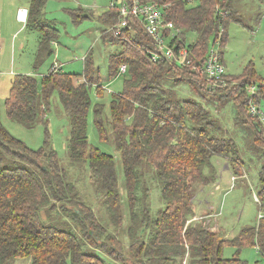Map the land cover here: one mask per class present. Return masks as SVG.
I'll return each instance as SVG.
<instances>
[{"label": "trees", "instance_id": "obj_1", "mask_svg": "<svg viewBox=\"0 0 264 264\" xmlns=\"http://www.w3.org/2000/svg\"><path fill=\"white\" fill-rule=\"evenodd\" d=\"M28 2L26 27L39 33L34 56L36 67L52 54L51 44L57 36L38 23L37 16L41 15L45 0ZM145 2L164 6L165 19L182 29L177 44H186L197 64L217 38L220 46L226 43L230 21L239 17L240 22L233 0ZM101 19L106 28L107 22L114 26L118 21L117 8L109 7ZM190 33L195 35L193 42L187 40ZM109 38L110 44H114L113 40L125 39L134 44L108 57L110 77L118 74L119 65L127 66L122 90L110 97L108 116L104 117L103 104L97 103L93 108L99 138L107 141L111 137L120 154L131 264H182L186 257L187 264L237 262L238 258L222 257L226 244L237 250L252 245L264 256V162L257 169L259 185L255 196L261 216L256 225L244 227L237 236L226 239L199 221L188 222L194 216L193 180L206 185L216 180L212 158L220 156L234 163L239 159L242 162L240 154H244L245 148L240 146L243 143L247 145L249 159L257 151L254 144H264L258 126L247 113L245 91L248 85L257 87L254 101L259 106V98L264 97V80L255 84L256 73L248 63L237 77L239 80L227 73V86L209 92L205 81L193 70L165 61L153 62L148 53L153 50L151 41L135 20L120 35ZM102 39L106 41L103 35ZM92 64L88 53L83 59L81 75L65 73L62 68L41 79L28 74L16 75L4 106L9 119L33 128L42 121L52 93L57 92L68 122L65 148L69 161L72 165L87 164L89 178L95 191L103 196L110 221L119 225L123 206L114 160L91 146L87 137L90 88L94 86L96 94L102 95L97 70ZM181 83L194 86L208 101L230 102L233 99L227 97L234 95L237 102L233 101L231 115L233 125L242 128L237 131L240 141L223 133L222 124L201 101L180 98L174 88ZM147 169H151V178L163 204L155 217L150 215L147 190L142 182ZM42 209L47 215L56 213L63 219L62 225L45 223L40 216ZM102 228L92 209L81 200L75 185L67 179L54 149L46 141L39 149H31L14 138L0 122V264L23 258L29 259V264H105L100 256L83 248L85 244L96 243ZM143 228L148 230L147 235L141 232ZM108 253H113L111 247Z\"/></svg>", "mask_w": 264, "mask_h": 264}, {"label": "rangeland", "instance_id": "obj_2", "mask_svg": "<svg viewBox=\"0 0 264 264\" xmlns=\"http://www.w3.org/2000/svg\"><path fill=\"white\" fill-rule=\"evenodd\" d=\"M112 1L117 2L118 0H45L41 15L37 16L38 23L45 25L44 29L56 34L57 37L56 41L51 44L52 54L34 67L39 33L36 29L27 28L25 23L16 21V10L21 6L28 9V0H0V46L2 49L0 54V122L14 138L29 148L37 150L44 146L46 141L56 152L60 165L66 171L67 179L75 185L83 203L92 209L103 226L96 243L85 244L83 248L89 253L100 256L105 264H131L130 239L127 234L129 216L125 203L120 154L115 149L111 137L107 141L99 138L93 115V108L99 103L103 104V114L107 117L111 95L120 92L123 87L124 74L109 76L108 57L120 52L126 46L134 45L130 39L113 40L114 44L107 42L113 35L110 28L112 25L107 22L106 28L101 17L104 12L108 11ZM233 4L240 15V22L237 21L239 17L236 18L237 20L230 21L227 26L226 43L221 46L216 44L214 48L221 51L226 72L233 74L232 77L237 80L246 65L251 63L256 73L255 84L257 85L260 82L259 77L264 78V0H233ZM101 32L106 41H103ZM187 40L193 42L195 35L188 34ZM88 53L91 54L93 68L97 70L102 95L96 94L94 86L90 88L87 137L91 146L111 155L114 160L123 206L119 225H114L110 221L103 196L95 191L89 178L87 164L72 165L69 161L65 148L68 138V122L57 92L52 93L49 107L44 112L42 121L33 128L24 127L9 119L4 106L14 76L28 74L41 79L49 73L53 65L58 64H61L62 71L65 73L81 75L83 59ZM171 85L173 84L170 83ZM174 91L182 99L201 101L222 124L223 133L229 134L237 142L240 141L237 131H241L242 128L240 125L238 128L233 125L231 115L234 102H237L234 95L227 97L233 99L230 102L226 99L225 101L213 102L210 99L208 101L207 98L206 100L202 98L194 86L188 87L185 83L177 84ZM259 107L264 114L263 96L259 98ZM244 115L242 114V118H245ZM245 140H248L247 137ZM242 146L245 148L243 149L244 154H240L242 162L239 159L234 163L220 156L212 158L216 181L208 185L199 180L192 182V189L195 192L193 210L196 214L191 216L188 222L199 221L227 239L237 236L244 227L256 225L260 214L254 194L259 185L257 169L264 162V144H254V149L257 150L255 155H251L252 152L249 151L252 159L248 158L247 145L243 143L240 148ZM150 178L151 169H147L142 182L147 190L146 202L150 206V215L155 217L163 204L160 200L159 189L156 188L154 179ZM232 184H234L233 188H231ZM44 212L42 209L40 216L45 223L55 222V224L62 225L63 219H60L56 213L47 215ZM141 232L148 234L145 228L141 229ZM107 235L110 236L107 237ZM110 247L113 253H108ZM222 257L238 258L237 262L231 264H239V262L264 264V256L252 245H245L237 250L235 246L226 244L222 248ZM115 258L118 261H115ZM187 260V257L183 258L182 264H187ZM9 264H29V259H17Z\"/></svg>", "mask_w": 264, "mask_h": 264}, {"label": "built area", "instance_id": "obj_3", "mask_svg": "<svg viewBox=\"0 0 264 264\" xmlns=\"http://www.w3.org/2000/svg\"><path fill=\"white\" fill-rule=\"evenodd\" d=\"M110 7L117 8L118 10V21L114 26L110 27L113 34L120 35L124 29L128 28L131 20L138 22L143 33L150 39L153 46V50L148 52L153 62L165 61L169 64L193 70L201 80L205 81L209 92L227 86L228 83L225 79L227 72L222 60L221 51L214 48V45H220L219 38L212 42V46L209 45L202 61L197 64L194 60V54L188 46L186 44H177L182 34V29L175 26L171 20L165 19L163 13L164 6L145 2V0H118L117 2L112 1ZM16 17L19 21L25 22L27 10L19 9ZM61 68V64L53 65L49 72L55 73ZM126 72L127 66L125 64L119 65L118 74L122 75ZM245 91L247 94V113L264 137V114L254 101L257 87L253 84L248 85ZM254 197L257 201L255 194Z\"/></svg>", "mask_w": 264, "mask_h": 264}, {"label": "crops", "instance_id": "obj_4", "mask_svg": "<svg viewBox=\"0 0 264 264\" xmlns=\"http://www.w3.org/2000/svg\"><path fill=\"white\" fill-rule=\"evenodd\" d=\"M19 9H26V10H27V18H28L29 2H28V9L25 8V7H22V6H21V7H19V8L16 10V13H17V11H18ZM27 18H26L25 22H21V21H19V20L17 19V17H16V21L19 22V23H25V26H26ZM37 40H38V39H37ZM1 51H2V49H1ZM0 54H1V53H0ZM228 75H229V76H232L233 74H230V73L228 72ZM255 75H256V74H255ZM259 79H260V80H264V78H262V77H259ZM215 181H216V180H215ZM233 186H234V184L231 185V188H233ZM193 211H194V210H193ZM194 214H196L195 211H194ZM260 216H261V214L258 215V220H259ZM258 220H257V221H258ZM226 239H227V238H226Z\"/></svg>", "mask_w": 264, "mask_h": 264}]
</instances>
